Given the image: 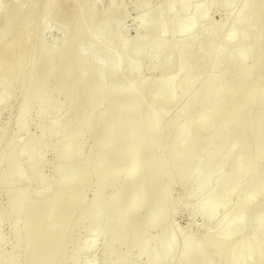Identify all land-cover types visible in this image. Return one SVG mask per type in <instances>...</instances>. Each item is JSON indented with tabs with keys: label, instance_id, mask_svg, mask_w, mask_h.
<instances>
[{
	"label": "bare ground",
	"instance_id": "6f19581e",
	"mask_svg": "<svg viewBox=\"0 0 264 264\" xmlns=\"http://www.w3.org/2000/svg\"><path fill=\"white\" fill-rule=\"evenodd\" d=\"M5 1L0 110L14 97L21 106L14 134L7 136L6 125L0 130V185L28 180L41 187L49 164L55 175L49 193L7 190L0 227L8 224L14 247L0 254V264H84L97 239L108 264H172L177 249L168 233L179 232L172 222L179 203L168 206L174 184L193 185L187 198H197L195 215L207 222L248 191L234 216L222 214L215 233L193 246L192 236L183 238L179 263L264 264V0H225L237 11L212 24L205 21L215 0H162L153 8L152 0H137L143 34L128 40L127 0H108L105 8L99 0H22L7 11ZM51 22L62 32L55 46L44 43ZM198 23L201 35L192 37ZM144 70L157 77L124 83L126 74ZM163 97L168 105L182 102L167 122L158 105ZM37 105L38 116L64 105L70 114L38 121L32 134ZM251 218L248 235L234 239Z\"/></svg>",
	"mask_w": 264,
	"mask_h": 264
},
{
	"label": "rangeland",
	"instance_id": "374dc122",
	"mask_svg": "<svg viewBox=\"0 0 264 264\" xmlns=\"http://www.w3.org/2000/svg\"><path fill=\"white\" fill-rule=\"evenodd\" d=\"M161 1L162 0H152L149 8L160 6ZM199 1L200 2H208V0L207 1L206 0H199ZM199 1H197V2L199 3ZM212 1L213 0H211L210 2H212ZM215 1L217 2L216 3L217 6H213V8H211L209 18H208V20L205 21L206 24H212L213 22L214 23H220L225 19V17H227V15H229L230 13L233 14V12L237 11V6H235V4L234 5L229 4L225 0H215ZM240 1L242 2L244 0H240ZM14 2L20 3V2H22V0H7L2 4V6L7 11L8 9H10L12 7V5H13L12 3H14ZM72 3L73 2H70V5H72ZM97 3L101 8H105L108 4V0H99ZM136 4H137V0H127L129 16H127L125 22L123 23L124 24L123 38H125L127 40L134 38L135 36H137V34L138 35L143 34L142 30L141 31L138 30V32H137V29H138L137 28V22L139 20V10H138ZM26 9H28L27 6L23 7L22 11L23 10L25 11ZM190 10L191 11H189L185 14L186 17L191 15L190 13H192V8ZM166 15H165L166 18L171 17L170 14L166 13ZM1 21H2V19L0 20V22ZM147 22H151V18H148ZM230 24H231V21L228 22L227 28L230 26ZM201 26L203 27L202 23H198L196 25V29L192 32V35H193V36L191 35L192 37H195V36L198 37L201 35V32H202ZM50 27H51L50 30H48L47 32L44 33V40H45L44 43L47 42L46 45L55 46V45H57V43L59 44V42L61 41L62 32L58 29L57 24H55L53 22H51ZM258 28H255L254 31L257 32ZM135 30H136V32H135ZM167 35H168V37L170 36V31L168 32ZM177 40L182 41L183 38L177 37ZM108 52L111 53L112 52L111 49H109ZM248 62L250 63L251 61L249 60ZM147 63H148V60L146 59V61L144 63L145 67H147ZM144 71L141 73H138V74H133V75H127L126 74V77L123 79L124 83L137 81L143 77H149V78L157 77V73L155 71H153V72H149L147 70H144ZM122 81L115 82L114 86L120 84ZM167 89H169V87ZM170 92L169 91L165 92V95L167 93H170ZM163 98L161 100H159L158 105L160 108L165 109L166 112H168V113H166V117L164 119V122H167L168 120L171 119L173 114L181 107L182 102L179 100H176L172 105H168L167 102H165L166 101L165 98L164 99ZM6 105L7 106L1 107L2 110H0V115H1L0 116V130L2 129V127L4 125H6V134H7V136H11L12 134H14V122L16 119L17 112L21 106V100L18 97H14V98L10 99V101ZM2 111L4 112L3 114H1ZM38 113H39V106L37 105L31 109L30 118H31L32 123L30 124V126L31 125L32 126H31V128L29 126V130H28L30 133L36 134V135L39 133L37 126H36V123L38 121L46 122V121L60 120L62 118L67 117L70 114L67 105H64V108H62L58 114H56L54 112V109L52 106H50L47 109V115L46 116H38ZM18 137H19V140L21 142H23L26 139L27 134L25 131L19 132ZM48 138H49L48 136L42 137V139L46 142H48V140L49 141L52 140L51 138H49V139ZM90 145H91V142L88 141L87 147L89 148ZM1 146H2V144H0V149H1ZM44 158L47 161H49V163H51L53 160L52 152H47L45 154ZM144 158H145V154H141L139 156L138 160L142 161V160H144ZM261 161L262 160L258 161V165L262 168V167H264V162H263L264 160L262 162ZM229 169H230V165L229 166L227 165L224 168L222 174L228 172ZM54 172H55V170L53 171V166L52 165L50 166V164H49L46 167V174L50 177V179L46 180L43 184H41V187H40V185L36 186L35 184H33L31 181H28V180L26 182L21 183V184H17V183L13 184L10 187L0 185V207H4L7 204L8 200H9V196H8L9 192L8 191L11 190V188L25 189L28 187H32L36 191L41 190L44 193L51 192V190H52L51 188H53L51 177L55 175ZM145 174H146L145 172L139 173V179L143 180L145 177ZM120 184H121V181L117 182V186H119ZM212 187H213V185L210 186L209 190H211ZM116 190H117V188L113 189L111 191V194H114L116 192ZM192 190H193V185H191V184H187L186 186H182L180 184H174L172 187H170V200L168 203L169 209L171 210L176 203H179V207L174 212L173 217H172V222L174 224V227L179 232L171 231L168 233V236L175 241L176 249H177L176 252H174L170 255V262L172 264H181V263H179V253H180L179 249H181V246L183 243V238L185 236H192L194 238L195 242L191 244L193 246L197 241L204 239L207 234H209V233L211 234V232L215 233L218 225L222 223V220H223L222 214L226 211L227 213L229 212L228 213L229 216H231V217L234 216L237 201L241 197H245L248 195V191H243L239 196H234L231 199L226 210H221L219 212L218 216L213 221L207 222L204 219L200 218L199 216L195 215V205L197 202V198H195V199L193 198L191 200H189L187 198V194H189ZM251 219H252V221H250V222L248 221V225L243 229L244 231L242 232V234L238 233L237 235L234 236V239L238 240L241 236L244 237V236L248 235V233H249V230H248L249 227L248 226H251V223L253 224V218H251ZM228 226L229 225L227 224V222L223 223V226L221 227L222 228L221 232L227 230ZM1 228H2V230H1ZM0 230L5 235V241L0 244V254H1V253H6V252H9L10 250H12L14 247V241H13V236L10 232L8 224H6V223L2 224L0 227ZM209 230H210V232H209ZM81 238L83 239V241L85 243L90 242V237L86 233L82 232ZM103 247H104V241L102 239H97L96 242L94 243V248H93L94 250L90 251L88 253H85L82 256L83 263L84 264L88 263L92 259V257L95 256L96 257V264H108V262L105 258V255L103 253ZM124 250L125 249L122 248V251H124ZM143 263H144V260L140 259L139 261L135 262L134 264H143ZM18 264H21V263H18Z\"/></svg>",
	"mask_w": 264,
	"mask_h": 264
}]
</instances>
